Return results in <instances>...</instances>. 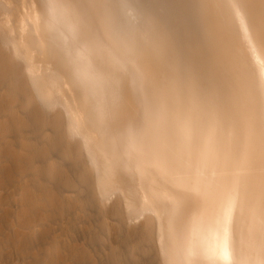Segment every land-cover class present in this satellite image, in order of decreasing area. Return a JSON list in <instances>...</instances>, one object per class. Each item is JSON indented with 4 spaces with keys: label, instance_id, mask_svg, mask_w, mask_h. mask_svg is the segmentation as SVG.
Returning <instances> with one entry per match:
<instances>
[{
    "label": "bare ground",
    "instance_id": "bare-ground-1",
    "mask_svg": "<svg viewBox=\"0 0 264 264\" xmlns=\"http://www.w3.org/2000/svg\"><path fill=\"white\" fill-rule=\"evenodd\" d=\"M0 264H264V0H0Z\"/></svg>",
    "mask_w": 264,
    "mask_h": 264
}]
</instances>
